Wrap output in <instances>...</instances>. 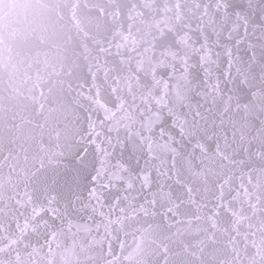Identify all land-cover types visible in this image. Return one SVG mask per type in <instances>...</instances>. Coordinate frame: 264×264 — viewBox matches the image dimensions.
I'll return each instance as SVG.
<instances>
[{"label": "snow or ice", "instance_id": "6c2138e0", "mask_svg": "<svg viewBox=\"0 0 264 264\" xmlns=\"http://www.w3.org/2000/svg\"><path fill=\"white\" fill-rule=\"evenodd\" d=\"M165 11L176 48L129 25L56 82L42 153L0 145V264H204L173 245L225 216L231 264H264V0Z\"/></svg>", "mask_w": 264, "mask_h": 264}, {"label": "water", "instance_id": "95a60500", "mask_svg": "<svg viewBox=\"0 0 264 264\" xmlns=\"http://www.w3.org/2000/svg\"><path fill=\"white\" fill-rule=\"evenodd\" d=\"M169 0H0V145L15 151L24 144L29 153H42L52 142L58 114L48 111L56 99V82L69 67L83 62L85 50L101 41H115L128 30L137 43L149 41L157 30L167 33L176 48L178 22L165 11ZM139 13V15H137ZM123 78L128 80L127 69ZM49 87L53 94L41 98ZM44 102V108L40 104ZM39 150V151H38ZM203 214V213H201ZM211 222L193 221L173 245L198 251L204 264H231L232 252L220 241L221 228L231 227V217ZM215 230L216 237L210 235ZM243 231V225H241ZM161 233L154 231L146 249ZM70 247V246H69ZM60 264L64 256L57 253ZM190 264H199L188 256Z\"/></svg>", "mask_w": 264, "mask_h": 264}]
</instances>
